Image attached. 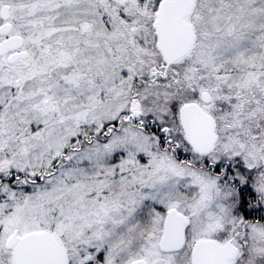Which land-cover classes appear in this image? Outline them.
I'll list each match as a JSON object with an SVG mask.
<instances>
[{
	"label": "snow or ice",
	"instance_id": "obj_1",
	"mask_svg": "<svg viewBox=\"0 0 264 264\" xmlns=\"http://www.w3.org/2000/svg\"><path fill=\"white\" fill-rule=\"evenodd\" d=\"M0 264H264V0H0Z\"/></svg>",
	"mask_w": 264,
	"mask_h": 264
}]
</instances>
